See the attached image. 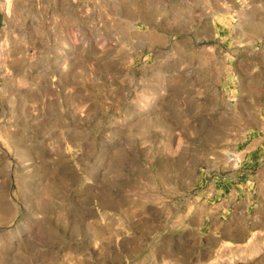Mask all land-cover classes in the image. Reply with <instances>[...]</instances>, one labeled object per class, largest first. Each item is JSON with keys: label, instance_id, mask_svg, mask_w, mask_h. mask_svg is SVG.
Returning a JSON list of instances; mask_svg holds the SVG:
<instances>
[{"label": "rangeland", "instance_id": "rangeland-1", "mask_svg": "<svg viewBox=\"0 0 264 264\" xmlns=\"http://www.w3.org/2000/svg\"><path fill=\"white\" fill-rule=\"evenodd\" d=\"M0 264H264V0H0Z\"/></svg>", "mask_w": 264, "mask_h": 264}]
</instances>
